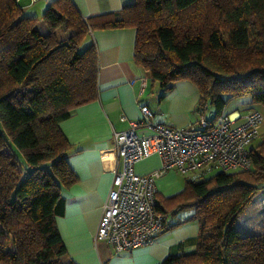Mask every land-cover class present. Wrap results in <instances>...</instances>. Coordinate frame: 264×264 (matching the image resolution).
I'll use <instances>...</instances> for the list:
<instances>
[{
  "label": "trees",
  "instance_id": "1",
  "mask_svg": "<svg viewBox=\"0 0 264 264\" xmlns=\"http://www.w3.org/2000/svg\"><path fill=\"white\" fill-rule=\"evenodd\" d=\"M42 19L72 32L46 45L38 18L17 0H0V141L7 135V145L24 156L23 165L12 153L0 165V264H76L63 261L55 221L64 210L62 189L77 180L59 123L97 96L96 46L80 49L89 30L134 27L136 63L164 90L179 80L195 84L201 112L217 116L245 95L264 106V0H135L87 18L71 0H53ZM250 157L249 169L186 178L168 197L155 193V210L164 217L192 211L165 228L198 223L193 249L160 264H264V231L241 235L234 227L264 188V133Z\"/></svg>",
  "mask_w": 264,
  "mask_h": 264
},
{
  "label": "crops",
  "instance_id": "2",
  "mask_svg": "<svg viewBox=\"0 0 264 264\" xmlns=\"http://www.w3.org/2000/svg\"><path fill=\"white\" fill-rule=\"evenodd\" d=\"M52 1L17 0V3L24 13L39 18L40 30L42 25L47 29L56 28L42 19L43 12ZM71 1L83 18L118 11L135 2ZM135 34L136 30L131 26L97 28L86 33L82 42L85 41L86 45L93 42L98 54L97 96L72 109L70 115L59 123L71 144L66 160L77 180L62 189L64 210L55 216V221L66 248L63 259L76 264H160L167 255L190 251L194 247L198 231L196 220L165 228L152 242L119 252H115L107 241L94 239L102 206L118 167L113 132L124 130L129 127L130 120L139 119L142 116L141 104L154 111L153 120L156 122L185 127L198 118L197 86L190 81L179 80L170 89H162L134 59ZM143 77L144 81L141 80ZM252 108L264 113V106L251 103L248 96L230 99L223 111L230 116L232 124H239ZM121 116L125 118L122 120ZM259 131L264 133V121ZM160 165L159 155L152 153L136 162L134 170L138 174H146L160 168ZM175 173L171 169L156 179L159 194L168 197L182 190L183 183L178 181ZM191 212H186L176 221H168L166 216V227L184 220Z\"/></svg>",
  "mask_w": 264,
  "mask_h": 264
},
{
  "label": "built area",
  "instance_id": "3",
  "mask_svg": "<svg viewBox=\"0 0 264 264\" xmlns=\"http://www.w3.org/2000/svg\"><path fill=\"white\" fill-rule=\"evenodd\" d=\"M140 111L139 119L112 134L118 167L94 235L115 252L148 244L166 227L164 215L155 210L158 177L171 169L191 180L216 171L249 169L250 146L264 121L257 108L250 109L239 124H232L224 111L217 116L199 111L195 122L177 127L154 121V111L146 104L140 105ZM152 153L159 155L160 168L136 173L134 164Z\"/></svg>",
  "mask_w": 264,
  "mask_h": 264
},
{
  "label": "rangeland",
  "instance_id": "4",
  "mask_svg": "<svg viewBox=\"0 0 264 264\" xmlns=\"http://www.w3.org/2000/svg\"><path fill=\"white\" fill-rule=\"evenodd\" d=\"M39 20V18H38ZM40 30L43 34H45V43L46 45H52L59 41L65 40L69 37L70 33L72 32L69 28H67L63 23H61L59 26H57L54 29H47L44 25L40 27ZM85 42V41H84ZM84 42L81 44L80 49H83L86 44ZM240 97H247L240 96ZM239 98V97H236ZM241 100V99H240ZM207 115H212L210 112V109L206 110ZM264 114V113H262ZM262 133L260 132V135ZM5 140L1 142L0 141V165L5 164L6 161L11 162V153L14 155L16 160L20 165L24 164V156L22 152L11 145L9 143V146L7 145V141L9 140V137L6 135ZM7 158V159H5ZM6 160V161H5ZM176 177L178 181L183 183L186 179V176L177 172ZM191 210H185L178 212L175 215L168 214L167 220L168 221H176L178 217H181L186 212L189 213ZM234 227L239 231L241 235L247 234V233H256L259 231H264V188L260 189L251 199V202L245 207V209L236 217L234 221ZM65 262V260H63Z\"/></svg>",
  "mask_w": 264,
  "mask_h": 264
}]
</instances>
